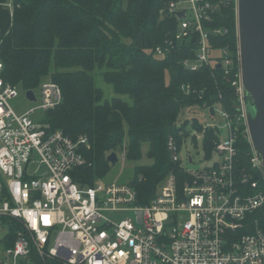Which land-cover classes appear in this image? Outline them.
Segmentation results:
<instances>
[{
	"label": "built area",
	"instance_id": "2783aa9c",
	"mask_svg": "<svg viewBox=\"0 0 264 264\" xmlns=\"http://www.w3.org/2000/svg\"><path fill=\"white\" fill-rule=\"evenodd\" d=\"M222 4L175 0L167 5L168 14L179 20L174 42L196 43V59L182 63L192 72L217 63L209 40L224 32L206 25ZM181 12L184 18H178ZM226 56L221 50L228 67ZM4 69L0 58V225L3 217L13 218L23 230L13 247H1L0 264H34V250L61 264H264V162L249 131L241 60L232 83L238 113L216 106V119L188 138L202 141L211 165L188 168L195 159H182L185 145L169 138L171 161L182 175L172 171L148 205L138 203L128 181L77 183L74 174L88 164L82 153L88 139L52 132L44 121L31 118L34 109L17 114L10 101L19 97V87L4 81ZM182 88L195 93L190 86ZM37 90L45 114L63 101L61 87L52 80ZM208 131L216 135L209 156L203 145ZM239 135L250 146L246 165L238 159Z\"/></svg>",
	"mask_w": 264,
	"mask_h": 264
},
{
	"label": "trees",
	"instance_id": "16d2710c",
	"mask_svg": "<svg viewBox=\"0 0 264 264\" xmlns=\"http://www.w3.org/2000/svg\"><path fill=\"white\" fill-rule=\"evenodd\" d=\"M172 1L0 0L4 81L23 91H36L46 80L61 87L62 103L43 121L52 132L88 139L89 147L82 149L88 164L74 174L82 186L105 179L112 167L111 153L126 151L125 158L134 162L148 144L152 163L135 167L128 181L140 205L154 199L172 171L182 175L171 161L168 140L174 138L181 147L184 137L190 136L187 121L177 125L184 109L215 110L220 105L232 116L238 113L232 85L240 69L236 1L210 0L223 4L206 26L224 33L211 34L209 40L217 63L196 72L182 65L184 60L196 59V43L174 42L179 20L166 11ZM158 48L163 55L157 54ZM221 50L231 61L228 67ZM98 73L131 103L121 98L105 103L104 92L96 84ZM183 86L195 93L187 94ZM193 128L201 130L202 125L194 121ZM214 139V131H208L203 142L208 156ZM237 147L238 159L246 165L250 146L241 135ZM1 224L7 234L0 245L11 248L22 225L8 217ZM33 257L34 264H61L38 256L35 250Z\"/></svg>",
	"mask_w": 264,
	"mask_h": 264
},
{
	"label": "water",
	"instance_id": "95a60500",
	"mask_svg": "<svg viewBox=\"0 0 264 264\" xmlns=\"http://www.w3.org/2000/svg\"><path fill=\"white\" fill-rule=\"evenodd\" d=\"M178 18H184V12ZM237 21L248 126L264 162V0H237ZM26 96L30 101L36 100L33 91H28ZM108 161L112 165L118 163V154L111 153Z\"/></svg>",
	"mask_w": 264,
	"mask_h": 264
},
{
	"label": "rangeland",
	"instance_id": "374dc122",
	"mask_svg": "<svg viewBox=\"0 0 264 264\" xmlns=\"http://www.w3.org/2000/svg\"><path fill=\"white\" fill-rule=\"evenodd\" d=\"M96 84L104 92V95H105L104 102L105 103L106 102L111 103L114 98H121L131 103L132 100L128 96L117 95L114 91L113 86L105 82L104 78L102 77L100 73H98L96 77ZM18 92H19V97L10 101L11 108L19 115L26 114L30 110L34 109L35 113L31 116V118L35 122H42L44 120L45 113L41 109H39V106L41 104L40 92L38 90L35 91L38 97L37 102L29 101L26 98V94L24 93L22 88H19ZM215 119H216L215 111L208 110V108L202 109L198 106H193V107L186 108L181 112L177 125L181 126L185 121H187V125L185 129L189 133H193L194 132L193 122L194 121H197L199 124H205ZM218 124H222V122L218 121ZM188 138L189 136L185 137V140L183 142L185 146L183 147L179 156L183 159L190 155L191 157L195 159V164L191 165L187 163L186 166H188V168H191V169H203V168L210 166L211 162L208 161L205 157V154L202 148V143H201L202 141L196 142L194 144ZM125 153L126 151L118 153L119 155L118 163H116L115 165H112L111 171L105 177L103 182L110 183V182L130 181V179L133 178L134 176L135 167L146 166L152 163V160L149 158V145L148 144L143 145L141 149V159L138 161L130 162L126 158H123L122 155H124ZM6 234H7V227L1 224L0 225V241L2 240V238L6 236ZM1 249L2 248L0 245V250Z\"/></svg>",
	"mask_w": 264,
	"mask_h": 264
},
{
	"label": "snow or ice",
	"instance_id": "6c2138e0",
	"mask_svg": "<svg viewBox=\"0 0 264 264\" xmlns=\"http://www.w3.org/2000/svg\"><path fill=\"white\" fill-rule=\"evenodd\" d=\"M45 220H47V218H45Z\"/></svg>",
	"mask_w": 264,
	"mask_h": 264
},
{
	"label": "bare ground",
	"instance_id": "6f19581e",
	"mask_svg": "<svg viewBox=\"0 0 264 264\" xmlns=\"http://www.w3.org/2000/svg\"><path fill=\"white\" fill-rule=\"evenodd\" d=\"M239 37V36H238ZM16 241V240H15Z\"/></svg>",
	"mask_w": 264,
	"mask_h": 264
}]
</instances>
